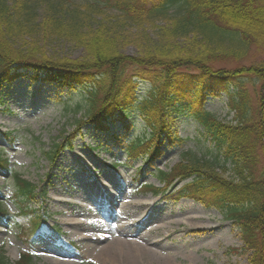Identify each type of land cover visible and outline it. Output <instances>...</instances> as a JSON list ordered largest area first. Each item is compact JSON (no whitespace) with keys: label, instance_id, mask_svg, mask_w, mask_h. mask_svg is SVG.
Segmentation results:
<instances>
[{"label":"trees","instance_id":"trees-1","mask_svg":"<svg viewBox=\"0 0 264 264\" xmlns=\"http://www.w3.org/2000/svg\"><path fill=\"white\" fill-rule=\"evenodd\" d=\"M86 3L82 7L72 0H0V96L22 78L47 82L63 92L84 88L87 106L75 127L79 130L90 123L99 137L112 138L120 146L122 138L114 128L121 125L126 137L132 129L127 121L137 115L148 133L122 149L134 160L142 157L148 165L157 159L164 143H183L173 132L174 115L190 113L213 143L222 164L217 158L212 162L185 154V159L169 172H158L164 190L149 191L166 195L171 187L184 182L178 198L223 212L239 229L249 264H264V61L231 70L215 67L222 59L240 60L252 46L264 47V0ZM108 8L119 14L112 16ZM127 27L140 29L138 35L143 28L157 27L158 41L162 42L149 43L137 56H126L118 46L125 40L121 31ZM37 34L70 40L84 56H41L37 44L31 49L27 46V40ZM129 68L135 72L128 77ZM253 77L261 86L254 103L240 85L229 97L230 109L236 112L233 124L219 121L203 108L208 95H218L213 85ZM144 81L152 89L139 99L138 86ZM3 136L12 140L10 133ZM54 153H49L50 163L55 160ZM8 166V160L0 157V170H8ZM258 170L260 177L255 174ZM12 178L18 213L11 218L22 217L30 222L29 226L15 222L19 234L26 240L41 232H52L45 214L39 215L31 207L43 195V187L18 173ZM8 216L0 207V221ZM0 264H33V257L23 253L9 263L0 251Z\"/></svg>","mask_w":264,"mask_h":264},{"label":"rangeland","instance_id":"rangeland-1","mask_svg":"<svg viewBox=\"0 0 264 264\" xmlns=\"http://www.w3.org/2000/svg\"><path fill=\"white\" fill-rule=\"evenodd\" d=\"M72 1L82 7L87 4V0ZM106 11L114 17L119 14L115 9ZM92 23L90 20V25ZM138 31L136 27L121 31L125 40L118 46L120 53L137 56L146 51L149 43L159 45L162 42L158 41L157 27L143 28L140 35ZM42 35L27 40L29 49L38 45L39 55L69 59L84 56L83 50L74 42ZM183 45L189 47L187 43ZM263 61L264 47L252 46L240 60L222 59L215 67L231 70ZM134 72L129 68L126 76H132ZM236 85L244 87L251 103L256 101L261 87L258 80L255 77L242 78L213 85L218 95L208 91L210 95L203 108L219 121L233 124L236 112L230 109L229 97L236 94ZM151 89L149 82L140 83L139 99L148 96ZM86 106L84 88L72 93L63 92L47 82H33L26 78L13 83L0 96V157L9 163L8 170H0V207L9 215L0 221V251L9 263L28 252L33 257V264H110L101 251L110 247L114 239L138 241L153 230L159 235L155 234L151 239L163 247L151 245L149 248L159 256L142 264H249V256L242 251L240 231L231 219L216 208L203 209L195 201L178 198L177 191L184 182L171 187L166 195L155 196L148 192L150 189H164L158 172H169L185 159V154L192 153L212 162L217 158L222 164L213 143L190 113L174 115L173 132L183 139V143H164L157 159L148 165L142 157L134 160L122 149L128 142L148 133L137 115L129 117L127 123L132 129L126 137L121 125L114 128V133L122 138L118 146L112 138L99 137L90 123L83 124L79 130L75 127V121L82 117ZM8 133L12 137L10 142L3 136ZM54 151L55 160L50 163L49 153ZM14 173L43 187V195L31 207L39 215L45 214L55 234L38 235L33 241L19 235L15 222L27 226L30 222L22 217L11 218L18 213L13 198ZM255 174L261 176L259 170ZM224 176L229 175L225 173ZM142 186H149L148 190ZM113 198L117 204L112 202ZM138 202H145L147 207L137 210L135 203ZM182 205L201 215L198 220L208 231L202 234L193 231L183 214L185 212L181 213L183 208L186 209ZM152 206L157 215L162 212L161 217L156 215L140 225ZM177 222L181 225L178 226ZM116 264L123 263L119 260Z\"/></svg>","mask_w":264,"mask_h":264},{"label":"bare ground","instance_id":"bare-ground-1","mask_svg":"<svg viewBox=\"0 0 264 264\" xmlns=\"http://www.w3.org/2000/svg\"><path fill=\"white\" fill-rule=\"evenodd\" d=\"M112 202H114V204H117L114 198L112 199ZM135 204H136L135 206L137 207V210H143L144 207H147L145 202H138ZM195 205L197 206V208H200L197 204ZM193 211H194L193 209L183 208V211L181 213L185 212L183 214L186 216L187 220H189V225L190 227L193 228V231H195L196 233H200V234L205 233L208 230L204 228V226L202 225V222L198 220V218H202V216L194 214ZM161 213L162 212H160L157 215L156 209L154 208V206H152V209L149 210V214L145 215L143 217L145 219H142L140 221L141 224L140 223L139 224L143 225L144 220L145 221L150 220V218H154L156 215L159 218L161 217ZM177 225L180 226L181 223L177 222ZM119 232H120L119 234H122L123 236H127L125 235V233H123V231H119ZM155 234L159 235V233H154L153 230H150V232L148 233V236H143L140 238L141 241L138 238V241L140 242L127 240V239L122 240L120 238H116L114 239L113 243L110 244L111 245L110 247H106L102 249L101 254L103 255L106 261L110 262V264H116V261H119V260L123 264H142L145 260L152 259L155 257L158 258L159 256L158 254L155 253V251L152 248H149L151 245H155L161 248L163 247V244L161 245L157 241H153V239H151V237Z\"/></svg>","mask_w":264,"mask_h":264}]
</instances>
